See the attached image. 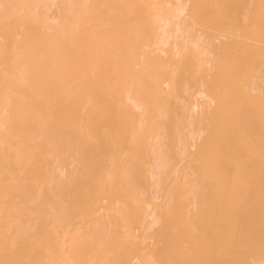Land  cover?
Instances as JSON below:
<instances>
[{
  "label": "bare ground",
  "instance_id": "6f19581e",
  "mask_svg": "<svg viewBox=\"0 0 264 264\" xmlns=\"http://www.w3.org/2000/svg\"><path fill=\"white\" fill-rule=\"evenodd\" d=\"M0 264H264V0H0Z\"/></svg>",
  "mask_w": 264,
  "mask_h": 264
}]
</instances>
